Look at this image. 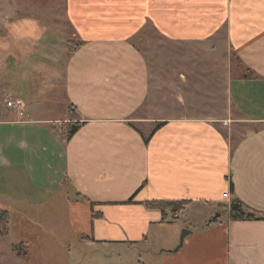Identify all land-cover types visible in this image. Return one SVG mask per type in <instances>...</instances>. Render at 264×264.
<instances>
[{
	"label": "crops",
	"instance_id": "crops-1",
	"mask_svg": "<svg viewBox=\"0 0 264 264\" xmlns=\"http://www.w3.org/2000/svg\"><path fill=\"white\" fill-rule=\"evenodd\" d=\"M2 1L0 196H58L48 208L71 226L70 208L84 211L91 226L73 230L86 242L115 241L105 217L125 220L116 241L138 264H264V0H62L44 13L53 27ZM66 32L78 44L63 57ZM153 200L222 211L149 254L139 246L168 216Z\"/></svg>",
	"mask_w": 264,
	"mask_h": 264
},
{
	"label": "rangeland",
	"instance_id": "rangeland-1",
	"mask_svg": "<svg viewBox=\"0 0 264 264\" xmlns=\"http://www.w3.org/2000/svg\"><path fill=\"white\" fill-rule=\"evenodd\" d=\"M13 3L17 5H15L16 7H18V5L23 6L25 10L28 11V16L30 18L39 14L43 22L44 19L49 22H46V26L50 27H53L55 24L51 22V17L44 18V13L48 11L50 13L56 12L62 14V0H23L22 2L20 0H14ZM0 4L8 7L5 1H2ZM43 22H40V26L44 25ZM49 37L48 34H44L46 44L49 42ZM62 38H68L66 41L68 43V48L62 51V56L65 57V55L71 52L74 46L78 44V40L68 32L62 35ZM35 52H33V50L28 51L29 59L32 61H34ZM45 53V59H49L47 49ZM45 63V68L48 70L52 64L47 65L49 63L48 61ZM1 103H3L2 100L0 104ZM15 108L18 109L19 107ZM133 194H130L127 199L121 203L124 204L129 198L133 200ZM28 198L29 200H33L32 195H29ZM7 201L13 203H8ZM0 202V210L8 212L7 221L0 220V234L6 233L8 229L7 225H10L11 228L17 226V229H15L16 236H9V234L7 237L6 235L0 236V264H138V256H124V244L116 241V239H124L125 242H127L126 232H122L124 228L122 224H124L125 220L122 221L116 217H105L107 222H104V224L107 223L109 225L110 232L112 233L111 236L115 241L110 243L104 241L86 242L76 239L73 230V228L75 230H85L88 225L91 226L90 223L83 219L84 211L82 212L80 209L74 210L70 208V213L72 212L71 214L78 218L76 222L80 224L71 226V222L69 221V225L65 224L67 218L63 205H58L61 207V211H59L61 218L60 215L55 214L57 210L48 208L50 205H57L58 202L62 203V200L59 199L58 196H51L50 199L47 197L43 201L17 203V201L11 198L5 199V196L1 195ZM2 202H4L5 206ZM121 203H113V205L121 206ZM93 205L99 206L98 203H94ZM105 206L106 204H104V207ZM219 206L221 207L223 205ZM91 211L92 209H89V211L86 210V213H90ZM108 211L110 210H101L104 216L107 215ZM167 211V220L161 227H153L149 232L146 242L141 243L139 246V248L148 251L149 254L161 248H168L172 240L176 237L179 241L182 230L186 229L188 226L192 225L195 227L197 223L205 218L212 219L218 216L217 212L220 213L222 207L218 209L217 205H215L214 208H209L208 205H201L196 209L190 208V210L186 212H179L180 210ZM52 213L54 214L52 215ZM102 220H93L92 234L94 236L101 234L105 236L104 228L106 227L101 223ZM74 221L75 220H73V222ZM25 232H29L30 234H25ZM19 243L23 244L22 247H19ZM149 257L148 260L146 258L143 260L144 264H149L152 256L149 255Z\"/></svg>",
	"mask_w": 264,
	"mask_h": 264
},
{
	"label": "trees",
	"instance_id": "trees-1",
	"mask_svg": "<svg viewBox=\"0 0 264 264\" xmlns=\"http://www.w3.org/2000/svg\"><path fill=\"white\" fill-rule=\"evenodd\" d=\"M75 48V46H74ZM161 123H158L157 127H159ZM78 127V123H69L67 125L66 131H65V136L70 137L75 130ZM156 127V128H157ZM127 202H130V198L128 199ZM187 201L185 200H177V201H147L144 203V205L147 208H153V209H158L160 212L164 215L166 210H180L182 206L186 204ZM229 209L231 212V217L233 219L235 218H248V215L245 213V211L241 208V204L237 200H231L229 203ZM7 215L8 212L5 210H0V220H4L5 222L7 221ZM162 215V216H163ZM4 222V223H5ZM22 243H19V247H22Z\"/></svg>",
	"mask_w": 264,
	"mask_h": 264
},
{
	"label": "built area",
	"instance_id": "built-area-1",
	"mask_svg": "<svg viewBox=\"0 0 264 264\" xmlns=\"http://www.w3.org/2000/svg\"><path fill=\"white\" fill-rule=\"evenodd\" d=\"M20 102H18V101H14V100H11V99H9V100H7L6 101V105L8 106V107H19L20 108ZM224 195V198L226 199V200H228V195L225 193V194H223Z\"/></svg>",
	"mask_w": 264,
	"mask_h": 264
},
{
	"label": "water",
	"instance_id": "water-1",
	"mask_svg": "<svg viewBox=\"0 0 264 264\" xmlns=\"http://www.w3.org/2000/svg\"><path fill=\"white\" fill-rule=\"evenodd\" d=\"M189 231L187 229H183L182 230V233L179 237V242L178 244L174 247L173 251H176L181 245H182V242H183V238L184 236L188 233Z\"/></svg>",
	"mask_w": 264,
	"mask_h": 264
}]
</instances>
